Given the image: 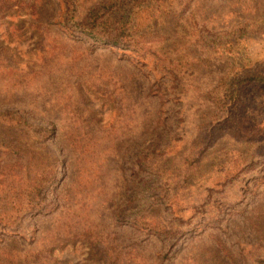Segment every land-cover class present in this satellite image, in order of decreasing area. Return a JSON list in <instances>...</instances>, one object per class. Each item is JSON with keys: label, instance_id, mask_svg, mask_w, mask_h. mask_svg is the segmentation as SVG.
Masks as SVG:
<instances>
[{"label": "rangeland", "instance_id": "374dc122", "mask_svg": "<svg viewBox=\"0 0 264 264\" xmlns=\"http://www.w3.org/2000/svg\"><path fill=\"white\" fill-rule=\"evenodd\" d=\"M263 71L264 0H0V264H264Z\"/></svg>", "mask_w": 264, "mask_h": 264}, {"label": "trees", "instance_id": "16d2710c", "mask_svg": "<svg viewBox=\"0 0 264 264\" xmlns=\"http://www.w3.org/2000/svg\"><path fill=\"white\" fill-rule=\"evenodd\" d=\"M98 13L94 12L89 21H87L83 26L85 28V30L90 31L91 33H93L95 31V29L98 28ZM105 27L106 25L103 24ZM102 27V24L100 25V28ZM99 28V29H100ZM108 29H112V27L110 26V28L107 27ZM117 31V29H114L113 32ZM110 42H112L111 44L116 45V42L109 40ZM253 85V86H262L264 85V71L260 72L259 74H255L252 76H248V77H236L234 79V81L231 83V86L228 87L227 90H225V94H224V102L223 104L226 106H230L232 107V109L229 111V114L226 118V120L224 121V124L227 126H231L230 128L232 130H235V127L238 126L239 121L235 116V113H233V111H235L236 109H238V107L242 106V102L244 101L240 94V87L244 86V85ZM246 102V101H245ZM244 102V103H245ZM218 104H222V102H219ZM254 120V119H253Z\"/></svg>", "mask_w": 264, "mask_h": 264}]
</instances>
